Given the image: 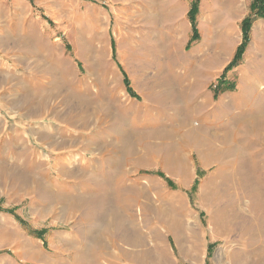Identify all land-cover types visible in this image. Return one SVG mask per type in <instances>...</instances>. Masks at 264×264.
Masks as SVG:
<instances>
[{"label": "rangeland", "instance_id": "obj_1", "mask_svg": "<svg viewBox=\"0 0 264 264\" xmlns=\"http://www.w3.org/2000/svg\"><path fill=\"white\" fill-rule=\"evenodd\" d=\"M254 3L0 0V264H264Z\"/></svg>", "mask_w": 264, "mask_h": 264}, {"label": "trees", "instance_id": "obj_2", "mask_svg": "<svg viewBox=\"0 0 264 264\" xmlns=\"http://www.w3.org/2000/svg\"><path fill=\"white\" fill-rule=\"evenodd\" d=\"M262 0H255V6L257 7V4H259L260 2H261ZM262 11V12H261ZM191 14H195V10L191 13ZM258 14L260 15V16H262L263 18H264V11L261 9L259 12H258ZM191 18H193V17H191ZM249 19H246L243 23H242V28H243V31H244V43L246 42V40H247V28L249 27ZM195 37H196V34H195ZM244 45L245 44H243L241 47H239V49H238V51H237V56H236V59H238L239 58V56H240V54L242 53V50H243V48H244ZM235 59V60H236Z\"/></svg>", "mask_w": 264, "mask_h": 264}, {"label": "crops", "instance_id": "obj_3", "mask_svg": "<svg viewBox=\"0 0 264 264\" xmlns=\"http://www.w3.org/2000/svg\"><path fill=\"white\" fill-rule=\"evenodd\" d=\"M237 8L236 4H234L230 9L228 10V17H227V31L229 33V36H232L234 32V22H233V16L235 14L234 10ZM256 27V26H255Z\"/></svg>", "mask_w": 264, "mask_h": 264}, {"label": "bare ground", "instance_id": "obj_4", "mask_svg": "<svg viewBox=\"0 0 264 264\" xmlns=\"http://www.w3.org/2000/svg\"><path fill=\"white\" fill-rule=\"evenodd\" d=\"M77 161H75L74 163H76Z\"/></svg>", "mask_w": 264, "mask_h": 264}]
</instances>
